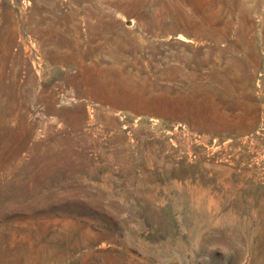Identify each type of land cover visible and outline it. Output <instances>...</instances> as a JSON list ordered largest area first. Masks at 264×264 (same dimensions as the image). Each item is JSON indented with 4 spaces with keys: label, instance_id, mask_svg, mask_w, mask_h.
<instances>
[{
    "label": "rangeland",
    "instance_id": "obj_1",
    "mask_svg": "<svg viewBox=\"0 0 264 264\" xmlns=\"http://www.w3.org/2000/svg\"><path fill=\"white\" fill-rule=\"evenodd\" d=\"M0 264H264V0H0Z\"/></svg>",
    "mask_w": 264,
    "mask_h": 264
}]
</instances>
